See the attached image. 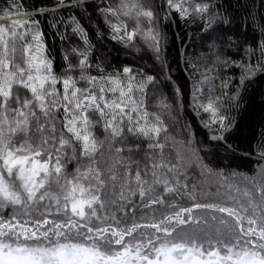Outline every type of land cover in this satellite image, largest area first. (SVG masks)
Instances as JSON below:
<instances>
[{
	"label": "snow or ice",
	"instance_id": "obj_1",
	"mask_svg": "<svg viewBox=\"0 0 264 264\" xmlns=\"http://www.w3.org/2000/svg\"><path fill=\"white\" fill-rule=\"evenodd\" d=\"M86 4L56 0L54 10ZM156 7L166 15L158 17L146 0H117L115 7L105 0L94 10L107 38L141 60L161 62L163 71L165 38L157 24L174 10L212 28L216 14L205 0H164ZM65 23L83 48L69 45L57 73L39 19L20 0L0 4V264H264V144L253 176L216 173L217 199L201 202L197 185L188 182L198 160L191 134L187 144L176 140L160 114L180 123L181 87L145 67L108 72L90 59L95 45L76 16ZM95 35L105 38L102 30ZM259 48L264 57V40ZM220 63L241 69L240 85L264 72V60ZM208 71L193 83L188 106L197 116L209 114L203 126L217 133L211 139L224 141L232 126L226 106L238 93L206 91L213 79ZM173 87L170 103L164 90ZM150 88L159 112L149 111ZM141 152L143 167L131 155ZM200 171L213 174L202 164Z\"/></svg>",
	"mask_w": 264,
	"mask_h": 264
},
{
	"label": "trees",
	"instance_id": "obj_2",
	"mask_svg": "<svg viewBox=\"0 0 264 264\" xmlns=\"http://www.w3.org/2000/svg\"><path fill=\"white\" fill-rule=\"evenodd\" d=\"M195 2L199 3L201 0H195ZM205 2H210L211 12L216 14L212 28H209L195 14L183 19L179 18L174 10L170 20L157 24L158 30L165 38L162 49L163 71H161V62L147 58L141 60L140 53L133 48H125L117 41L107 38L108 30L103 25L99 11L94 10L97 6L102 7L105 0H87V4L93 7H87L86 4L79 8L59 10H54L56 0H20L24 11L30 12L39 19L40 28L45 34L44 42L47 44L48 55L52 58L53 68L57 73L63 70L65 64L63 55L69 45H78L83 48V43L71 32V26L65 23L70 16L74 15L86 28L91 42L95 45V50L90 57L94 63L101 64L108 72L123 66H131L145 67L150 74L154 75L157 72L160 75L167 73L171 76L173 86L181 87L180 123L174 124L165 112L160 114L169 125V132L176 140L187 144L191 134V144L196 150L193 159L198 158V160L195 166L188 169L190 177L188 182L197 185L196 192L201 202L205 199L210 201L217 199L215 194L219 179L216 173L222 172L228 175L236 172L253 176L258 170L256 152L260 151L261 144H264V72H257L240 85L241 69L235 65L224 66L220 63L224 60H233L247 61L252 64L264 60L259 48L260 42L264 40V0H205ZM2 3L3 0H0V4ZM107 3L115 7L117 0H107ZM146 3L153 6L158 17L166 15V8L156 7L162 5L164 0H146ZM37 9H44L43 14L37 15ZM141 23L143 24V21ZM128 25L129 28L133 27L132 21L129 20ZM100 30L105 36L102 41L95 35ZM209 35L212 36L210 40L206 39ZM62 36L65 39L62 40ZM192 65H195L199 71H194ZM206 70H210L207 74L213 77L209 85H204L206 91L209 86H212L217 94L221 91L227 92L229 96L238 93L236 99L226 106V114L232 121V126L231 130L225 133L224 141L211 139L217 133L203 126V122L209 119V114L201 113L197 116L188 106L192 85ZM92 74L96 75V72L93 70ZM222 82H228V87L221 89ZM164 92L169 102H173L174 87L165 89ZM158 100V94L153 95L150 88L147 101L149 111H160L156 107ZM172 115H176L175 106ZM212 127L214 129L215 125ZM97 135L103 139L99 130ZM167 151L169 149H166ZM124 155L129 154L125 152ZM131 155L140 161L141 167L144 166L146 161L142 152ZM201 164L211 169L213 174L201 175ZM77 165L78 161L75 160L67 163V171L73 172ZM135 167L136 165H133V169ZM235 182L242 187L246 184L239 176L235 178Z\"/></svg>",
	"mask_w": 264,
	"mask_h": 264
}]
</instances>
